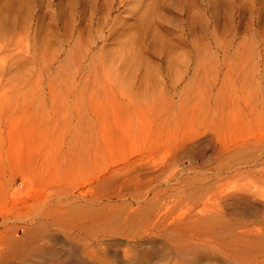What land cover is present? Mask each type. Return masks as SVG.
I'll list each match as a JSON object with an SVG mask.
<instances>
[{
    "label": "rangeland",
    "instance_id": "1",
    "mask_svg": "<svg viewBox=\"0 0 264 264\" xmlns=\"http://www.w3.org/2000/svg\"><path fill=\"white\" fill-rule=\"evenodd\" d=\"M71 250L264 264V0H0V264Z\"/></svg>",
    "mask_w": 264,
    "mask_h": 264
},
{
    "label": "bare ground",
    "instance_id": "2",
    "mask_svg": "<svg viewBox=\"0 0 264 264\" xmlns=\"http://www.w3.org/2000/svg\"><path fill=\"white\" fill-rule=\"evenodd\" d=\"M52 252V251H51ZM51 252H49V253H51ZM51 255V254H50ZM49 255V256H50ZM54 254H53V252H52V256H53ZM55 255H57V254H55ZM54 255V256H55ZM53 256V257H54ZM66 258H67V264H85V262L82 260V259H80L78 256H77V254L73 251V250H71V251H68V253H67V255H66ZM55 259H56V256H55ZM56 260H58L59 261V259H56ZM56 260H54V263H55V261ZM62 260V259H61ZM65 260V259H64ZM53 262V261H52Z\"/></svg>",
    "mask_w": 264,
    "mask_h": 264
}]
</instances>
